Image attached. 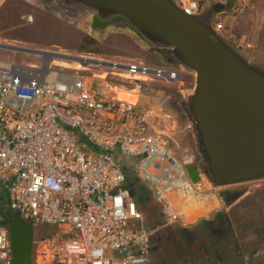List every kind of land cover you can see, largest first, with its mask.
<instances>
[{"label":"built area","instance_id":"2783aa9c","mask_svg":"<svg viewBox=\"0 0 264 264\" xmlns=\"http://www.w3.org/2000/svg\"><path fill=\"white\" fill-rule=\"evenodd\" d=\"M175 3L189 15L200 14V0ZM220 14L213 12L211 27L225 38ZM24 19L32 23L33 15ZM0 47L36 58L28 63L0 59V202L6 192L7 205L24 220L59 228L49 237H33L34 264H153L154 230L144 227L125 184L127 165L147 185L167 225H186L184 199L225 202L221 187L202 169L201 180L192 181L187 165L202 166L200 159L177 152L161 128L175 95L138 107L154 82L181 90V67L20 43L0 42ZM76 62L81 68L72 65ZM103 73L133 85L111 88L138 89L137 103L103 87ZM11 259L9 231L0 218V264Z\"/></svg>","mask_w":264,"mask_h":264},{"label":"water","instance_id":"95a60500","mask_svg":"<svg viewBox=\"0 0 264 264\" xmlns=\"http://www.w3.org/2000/svg\"><path fill=\"white\" fill-rule=\"evenodd\" d=\"M64 1L94 11L91 25L98 37L110 26L123 24L155 51H164L170 63L195 73L186 104L202 166L187 165L192 181L201 180L198 168L220 187L264 179V69L216 34L200 14L185 13L175 0ZM223 7L218 4L215 11ZM0 218L9 231L10 264H34L32 224L6 201Z\"/></svg>","mask_w":264,"mask_h":264},{"label":"rangeland","instance_id":"374dc122","mask_svg":"<svg viewBox=\"0 0 264 264\" xmlns=\"http://www.w3.org/2000/svg\"><path fill=\"white\" fill-rule=\"evenodd\" d=\"M214 4L224 5L219 11L214 12L221 13L220 15L224 17L226 21L227 33L225 40L244 55L252 64L264 69V0H200L202 11H206ZM28 13L33 15L32 23H27L24 19V15ZM234 16L239 17L240 26L243 31H247V25L244 24L247 17L255 16V18L261 19L260 36L257 38L256 42H254V45L250 47V45H246L247 41L242 42L244 47L250 50V53L244 51L243 47L238 46L237 39L240 38L241 33L238 29L231 28L230 26V20ZM70 21L79 22L80 24H75ZM91 23L92 15L88 11V8L70 9L54 0H40L35 5L27 4L19 0H7L0 5V42L12 44L20 43L25 46L31 45L50 50L92 53L96 56L108 59L140 60L149 64L165 65V63L169 62L168 55L164 51L157 52L150 45L143 43L127 26L123 24L112 25L106 29L101 37H98L93 31ZM0 59L19 63L34 62L36 60L32 55L19 51L14 52L1 47ZM177 67L180 69V66L177 65ZM182 70L184 69L182 68ZM182 72L183 82L180 84L181 90L175 87V85L167 87L162 83L154 82L151 84V89L143 91L144 96L141 98L138 107L144 106V104H155L157 98L166 93L174 94L175 97L168 102L167 106L169 110L166 111L167 114L162 116L164 123L161 128L172 136L175 142L171 145L177 152H192L200 159L201 154L194 126H188L190 123L192 124V122L186 104L187 95L195 84V73L186 70ZM103 75L104 80H102V85L111 94L118 95L119 91H131L119 89V87L115 92V89L111 87L124 85L131 88L133 85L127 80H123L112 74L103 73ZM186 83L189 84L188 87H184ZM130 101L136 103L138 101V94L131 93ZM125 183L128 188L133 191L137 190L141 182L134 177L132 173L130 175L129 172H126ZM261 187H264V179L222 186L221 190L222 193H226L233 202H236L241 200L245 195L247 196L250 193H254L256 189ZM144 188L145 185L142 186V189ZM6 199V192H4L0 206ZM141 200H144V198L142 197ZM185 201L188 203H186L187 205L185 204L186 210L184 218L185 222L191 225L194 224L192 222H194L199 215L205 214L206 211L202 206H199L198 203L192 204L191 201L187 199H184V202ZM154 209V207L147 208V211H145L147 213H143V225L145 228H150ZM159 214L155 217V223H157L159 228H156L154 231L152 237L154 239L157 230L161 229V227H165L162 225V221L164 222L163 216ZM218 217L219 215L215 214L212 223H218ZM199 221H201V219L196 222ZM32 229L34 238L38 236L46 238L59 231L58 227L52 225H32ZM153 244L152 249L154 250ZM36 249L37 247H35V250ZM152 254L154 256L156 252ZM166 262H170L168 257ZM154 263L158 264V261L155 259Z\"/></svg>","mask_w":264,"mask_h":264},{"label":"flooded vegetation","instance_id":"af4514ba","mask_svg":"<svg viewBox=\"0 0 264 264\" xmlns=\"http://www.w3.org/2000/svg\"><path fill=\"white\" fill-rule=\"evenodd\" d=\"M54 1L70 9H86L75 7L70 1ZM217 5L201 10V18L211 23ZM88 11L94 15L93 10L88 8ZM217 220L215 225H206V231L200 236L206 250L195 252L194 260L208 264H237L245 261L246 253H251L253 258L264 254V187L242 198L227 215Z\"/></svg>","mask_w":264,"mask_h":264},{"label":"trees","instance_id":"16d2710c","mask_svg":"<svg viewBox=\"0 0 264 264\" xmlns=\"http://www.w3.org/2000/svg\"><path fill=\"white\" fill-rule=\"evenodd\" d=\"M123 163L125 162L123 161ZM131 192L136 206L143 213L147 211V208L156 207L151 194L146 189L131 190ZM223 195L226 202H232V199L226 193H223ZM142 197L144 200H141ZM159 213L161 214V212ZM204 222V220H201L188 226L167 225L157 230L154 235L155 239L152 238L154 239L152 240V244L154 243L152 253L156 252L154 256L152 254V258L156 259L158 264H206L193 259L195 252L201 253L206 250L200 240V236L206 231ZM150 224L152 225V222ZM155 228H157L156 225ZM167 257L170 259L169 263L166 262Z\"/></svg>","mask_w":264,"mask_h":264},{"label":"crops","instance_id":"0c3cea01","mask_svg":"<svg viewBox=\"0 0 264 264\" xmlns=\"http://www.w3.org/2000/svg\"><path fill=\"white\" fill-rule=\"evenodd\" d=\"M246 19V18H245ZM243 20V19H242ZM260 18H255V16H250V17H247V20L245 21L244 24L247 25V31H243V29H241V26H240V21H239V17L238 16H234L231 20H230V26L231 28H236L238 29V31L241 33V36L240 38L237 39V43H238V46L240 47H243L244 51H247L248 53H250V50L246 49L244 47V45L242 44V42L244 41H247L246 42V45H250V47H252V45H254V42H256L257 38H259L260 36ZM249 40V41H248ZM127 170H130V172L133 174L130 166L127 165L126 169ZM134 176V175H133ZM135 177V176H134ZM126 184V183H125ZM145 185V188L149 193V189L147 187V185L145 183H140L139 187L137 188V190H141L142 189V186ZM127 186V185H126ZM128 187V186H127ZM129 190L131 191V189L129 188ZM133 191H136V190H133ZM132 194V192H131ZM133 196V194H132ZM246 196V195H245ZM244 196V197H245ZM243 197V198H244ZM134 199V197H133ZM240 201V200H239ZM239 201H232V202H225L223 204L217 202L216 200H211L210 202H198V205L199 206H202V208L206 211L205 214H202V215H199V217L196 218V220L192 223L196 224L199 219L201 220H204L205 222V225H210V223H212L213 221V218L215 217V214H218L219 217H224L225 215H227L230 211V209L233 207L234 204L238 203ZM135 202V200H134ZM155 202V201H154ZM188 203V202H184L183 200V204L185 206V204ZM192 204H195L194 202H191ZM197 203V202H196ZM217 203V204H216ZM157 207H154L155 209L153 210L154 213H153V216H152V225L150 224V229H153L155 231V225L157 226V223H155V217L156 215L155 214H158L159 212H161V209L159 207V205L157 203H155ZM136 205V203H135ZM187 205V204H186ZM155 206V205H154ZM137 207V206H136ZM187 207V206H186ZM138 208V207H137ZM139 209V208H138ZM140 210V209H139ZM141 211V210H140ZM142 212V211H141ZM143 214V212H142ZM161 215H162V212H161ZM144 216V215H143ZM163 216V215H162ZM164 219V218H163ZM154 221V222H153ZM162 225L166 226L167 224L165 222L162 221ZM188 222H186V225H181V224H178L180 226H188L187 224ZM213 225H215L214 223H212ZM231 224H233L231 222ZM172 225H176V224H172ZM192 225V224H191ZM234 226V225H233ZM232 226V227H233ZM159 228V226H157V229ZM162 228V227H161ZM235 230V229H234ZM264 255V254H263ZM260 256L259 258H253L252 254L251 253H246L245 255V261L242 262V263H237V264H264V256ZM153 264L154 263V259H153ZM233 264V263H232Z\"/></svg>","mask_w":264,"mask_h":264},{"label":"bare ground","instance_id":"6f19581e","mask_svg":"<svg viewBox=\"0 0 264 264\" xmlns=\"http://www.w3.org/2000/svg\"><path fill=\"white\" fill-rule=\"evenodd\" d=\"M15 45H18V44H15ZM55 63H57V60H55ZM57 64H59V65H62V66H65V67H67V66H70L71 64L69 63V62H66V61H63V60H61V61H58V63ZM74 67H76V68H81V66H80V64L79 63H73L72 64ZM101 77H104V75H102ZM140 79H142V77H139ZM117 89V88H116ZM116 89H115V92H116ZM138 92V89H136V88H134V89H131V91H129V92H125V91H119L118 92V95H117V98H119V99H122V100H125V101H128V102H131L130 100H131V93H137ZM138 94V93H137ZM138 100H139V95H138ZM131 103H134V102H131ZM137 103V102H136ZM191 201V200H190ZM191 202H194V201H191ZM194 203H196V202H194ZM198 203V202H197ZM185 210H186V208L184 207V213H185ZM184 223H186L185 222V218H184Z\"/></svg>","mask_w":264,"mask_h":264}]
</instances>
